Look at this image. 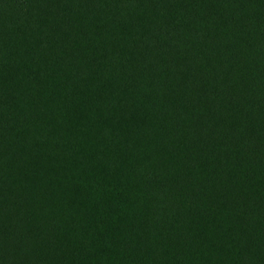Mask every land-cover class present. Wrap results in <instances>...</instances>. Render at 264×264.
<instances>
[{
	"label": "trees",
	"instance_id": "1",
	"mask_svg": "<svg viewBox=\"0 0 264 264\" xmlns=\"http://www.w3.org/2000/svg\"><path fill=\"white\" fill-rule=\"evenodd\" d=\"M0 264H264V0H0Z\"/></svg>",
	"mask_w": 264,
	"mask_h": 264
}]
</instances>
